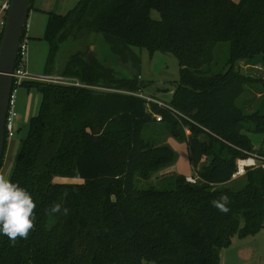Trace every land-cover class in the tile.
Wrapping results in <instances>:
<instances>
[{
  "label": "trees",
  "instance_id": "16d2710c",
  "mask_svg": "<svg viewBox=\"0 0 264 264\" xmlns=\"http://www.w3.org/2000/svg\"><path fill=\"white\" fill-rule=\"evenodd\" d=\"M48 17L43 74L84 86L21 84L42 99L9 180L31 194L35 221L27 238L0 235V264H221L235 235L264 229V167L232 179L238 159L264 157L247 134L264 135V113L238 106L249 90L264 98V79L240 65L264 66V0H79L65 15ZM99 35L123 61L131 54L137 69L131 47L178 59L166 107L138 96L135 78L95 57ZM221 42L230 44L227 66L208 74ZM150 123L163 124L166 139H145ZM169 138L187 144L196 184L166 172L177 161ZM7 148L6 139L1 169ZM156 177L164 188L136 185ZM224 195L227 212L213 205ZM55 204L62 211L52 214Z\"/></svg>",
  "mask_w": 264,
  "mask_h": 264
},
{
  "label": "rangeland",
  "instance_id": "374dc122",
  "mask_svg": "<svg viewBox=\"0 0 264 264\" xmlns=\"http://www.w3.org/2000/svg\"><path fill=\"white\" fill-rule=\"evenodd\" d=\"M78 1L79 0H51L49 5L52 6V10L56 14L65 15L75 7ZM233 1L236 3L239 2V0ZM151 16L154 20L161 19L160 13L156 10L151 12ZM93 39L95 40V37H93L92 40ZM93 44L94 45L91 46V52H93L95 57L106 66L114 69L120 76L135 78L143 88L141 93L147 97V99L159 100L165 104L170 103L176 88V83L179 81L180 66L176 57L172 54L161 52H157L151 56L145 49L131 47V50L141 61V67L137 69L133 65L134 57L131 54L128 55L127 62L123 61L112 52L111 45L109 46L105 42L103 36H96V40L93 41ZM47 53L48 47L44 41L39 43V41L34 38L28 41L26 63L30 72L35 74L33 76L43 75ZM229 58L230 44L228 42L219 43L215 50V61L213 64L207 66L205 71H207L208 74L223 72ZM240 65L243 73L246 75L264 79V66L261 63L253 65L248 62H241ZM106 91L113 90L106 89ZM16 99V108L19 112V117L16 121L17 133L13 140L8 141L4 164L0 172V178L7 180L10 179L21 141L25 139L28 134L30 119L38 114L42 98L37 90H28L23 86H18ZM238 106L247 113L256 110L264 113V98L263 100L256 98L255 94L249 90L239 99ZM164 128L165 126L163 124L150 123L144 130V138L152 141L158 140V138L166 139L162 132ZM247 134L253 142L255 151L262 150L264 152V135L252 132H248ZM169 145L175 150L177 161L173 166L167 169L166 172H172L176 175H183L186 177H196L197 173L191 164L187 144L169 138ZM209 163L210 161L205 158L202 165H208ZM64 180H69L70 182L78 181L77 179ZM136 185L141 189H148L153 186L157 189L164 188L162 183H159V178L157 177L153 178L152 181L136 180ZM221 264H264V229L256 235L245 238L235 235L232 239L231 246L221 252Z\"/></svg>",
  "mask_w": 264,
  "mask_h": 264
},
{
  "label": "water",
  "instance_id": "95a60500",
  "mask_svg": "<svg viewBox=\"0 0 264 264\" xmlns=\"http://www.w3.org/2000/svg\"><path fill=\"white\" fill-rule=\"evenodd\" d=\"M9 2L0 42V172L6 144V119L15 83L14 74L32 10L31 0Z\"/></svg>",
  "mask_w": 264,
  "mask_h": 264
},
{
  "label": "clouds",
  "instance_id": "9594fccd",
  "mask_svg": "<svg viewBox=\"0 0 264 264\" xmlns=\"http://www.w3.org/2000/svg\"><path fill=\"white\" fill-rule=\"evenodd\" d=\"M219 201H213V205L227 212L225 206L228 197L221 196ZM36 205L31 194L17 183L0 178V235L6 236L15 242L17 238H27L30 229L34 226V209ZM62 211L60 204L51 207L52 214ZM67 214V209H63Z\"/></svg>",
  "mask_w": 264,
  "mask_h": 264
},
{
  "label": "built area",
  "instance_id": "2783aa9c",
  "mask_svg": "<svg viewBox=\"0 0 264 264\" xmlns=\"http://www.w3.org/2000/svg\"><path fill=\"white\" fill-rule=\"evenodd\" d=\"M9 6H10L9 1H7L3 5V11L5 12V14H7ZM5 21H6V16L1 21L2 28H4L5 26ZM27 50H28V40L24 39L21 44V49H20V56L22 60H21L20 66L16 67V71L14 74V79H15L14 89L12 92L9 111H8V115L6 119V125H5L6 139L8 141L13 140V138H15L16 133H17V124H16L17 122L16 121L19 117V112L16 108V104H17L16 93H17V87L21 86V84L24 81H39V82H44V83L59 84V85H65V86H76V87L84 86L77 80L63 78L59 76H45L44 74L42 76L31 75L26 70V66H25ZM103 90L106 91V89H103ZM138 96L145 98L149 102H154L158 104L160 107H166L165 103L159 100H155V99H147V97H145L142 93L138 94ZM155 117L158 122L162 120L161 116H155ZM236 165H237V168H236L235 173L233 174V177H232L233 180L244 177L247 174L249 169L257 168L260 166L264 167V157L256 153L251 154L248 158L238 159ZM198 179H199L198 176L187 177V181L192 184H196Z\"/></svg>",
  "mask_w": 264,
  "mask_h": 264
},
{
  "label": "crops",
  "instance_id": "0c3cea01",
  "mask_svg": "<svg viewBox=\"0 0 264 264\" xmlns=\"http://www.w3.org/2000/svg\"><path fill=\"white\" fill-rule=\"evenodd\" d=\"M6 2L7 0H0V35L3 31V28L1 26V21L6 16L5 12L3 11V5ZM50 2L51 0H34V6H33V9L31 10V13L28 19L27 35H26V39L28 41L31 38H34L35 40L37 39L39 43H42V41H44L47 44V47H48V43L45 40H43V38H44L45 30H46L47 21L49 18L48 13L51 11L53 12L52 6L49 5ZM48 52H49V47H48ZM47 56H48V53H47ZM46 60H47V57H46ZM25 66H26V70L30 74H32L30 72V69H28L27 63H25ZM32 75H35V74H32ZM98 90H102V89H98ZM167 143L169 144V139L167 140ZM187 149L189 151L188 146H187Z\"/></svg>",
  "mask_w": 264,
  "mask_h": 264
}]
</instances>
